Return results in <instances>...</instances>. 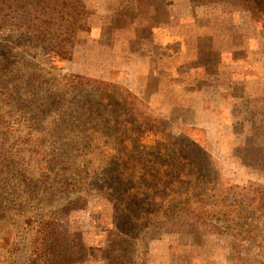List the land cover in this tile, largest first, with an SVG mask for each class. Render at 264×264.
<instances>
[{"label": "rangeland", "instance_id": "374dc122", "mask_svg": "<svg viewBox=\"0 0 264 264\" xmlns=\"http://www.w3.org/2000/svg\"><path fill=\"white\" fill-rule=\"evenodd\" d=\"M75 1L82 4L86 14L79 31L66 45L65 60L50 62L40 49H32L24 40H16L14 34L0 31V79L6 81L0 89V264H28L33 227L28 222L55 213L61 236L65 238V232H69L72 264H101V251L109 233L122 219L114 213L118 193L101 191L108 189L114 179L105 171L109 168L105 165L94 163L92 167L69 170L55 165L49 178L41 180L47 164L42 155L50 151L43 140L50 133L42 135L22 125L26 122H19L24 119L7 101L15 86L25 98H30L32 91L60 93L64 91V79L71 75L123 87L151 116L168 124L173 135L182 129L202 131L184 138L190 142L204 140L206 153L217 164L222 191L248 183L264 187V174L243 166L251 159L246 142L264 149V0ZM210 21L216 22L213 28L219 36L218 46L226 52H239L234 56L238 62L231 61L229 71L215 67L220 52L209 49L207 41L200 51L196 50L195 38L207 34ZM228 28L235 32L236 51L222 39V29ZM17 61L29 68L24 75L31 77L27 84L23 79L9 83L6 77ZM139 65L146 70L140 71ZM246 67L252 79L248 93L259 94L251 101L255 106L249 109L255 111L252 121L242 101L234 98L232 88L238 77L233 75L243 73ZM209 83L213 87L205 86ZM83 171L88 172L86 176ZM72 173L79 174L74 177L77 184H84L81 193L75 185L67 187L69 181L65 180ZM34 182H39L37 188ZM69 190L77 192L69 194ZM105 195L110 197L106 199ZM180 227L164 226V233L161 229L153 232L135 228L132 234L139 236L137 246L131 249L135 263L264 264V255L248 251L244 241L220 238L208 234V229L184 231ZM150 236L157 240L150 241ZM79 240L83 248L77 247ZM231 245L241 246L238 259L229 250Z\"/></svg>", "mask_w": 264, "mask_h": 264}, {"label": "trees", "instance_id": "16d2710c", "mask_svg": "<svg viewBox=\"0 0 264 264\" xmlns=\"http://www.w3.org/2000/svg\"><path fill=\"white\" fill-rule=\"evenodd\" d=\"M85 14L82 4L75 0H0V31L14 34L16 40H24L32 49H40L48 61L60 62L67 59L66 45L79 31ZM215 24L210 21L207 34L195 38L194 42L201 50V44L207 41L209 49L220 52V62L215 67L229 71L230 62H238L234 56L239 52H226L218 46ZM221 34L227 47L236 51L234 30L222 29ZM13 67L11 74L6 75L9 83L23 79L27 84L31 77L24 75L29 68L21 61ZM246 71L247 67L243 73L233 75L238 77L233 78L232 88L234 98L247 106L244 110L252 121L255 111L249 109L255 106L251 101L259 94L250 96L248 93L252 79ZM0 85V89L6 85L5 79H0ZM7 101L20 112L24 120L19 122H26L22 125L42 135L50 133V137L43 140L50 151L42 155L47 164L41 180L48 179L54 166L60 164L65 170L92 167L94 163L109 167L105 171L114 179L108 189L101 191L118 193L114 213L120 214L123 222L118 223L120 227L114 225L109 233L101 251V264H137L133 260L135 252L131 250L139 239L132 234L134 229L141 227L153 232L161 229L164 233V226L175 224L182 230L208 229V234L220 238L239 239L248 243V251L264 255V187L248 183L222 191L216 176L217 164L206 153L204 140L190 142L184 138L187 134H202V131L182 129L180 134L173 135L172 128L151 116L128 90L74 75L64 79V91L60 93L48 89L44 94L32 91L31 97L25 98L22 90L15 86ZM247 144L245 148L251 149V159L243 166L264 174V149ZM83 173L86 176L88 172ZM74 177L79 174H70L65 180L69 181L67 187L75 185L81 193L84 184H77ZM37 183L34 182L35 188ZM69 191V194L77 192ZM116 200L118 206H115ZM56 215L28 222L33 226L27 250L28 264L73 263L72 246L67 242L69 232H65V238L61 236L56 227ZM141 222L144 226H140ZM148 239L157 240L153 236ZM80 240L77 247L83 248ZM240 248L239 245L229 246L236 259ZM241 261L248 263L246 259ZM255 264L262 263L256 261Z\"/></svg>", "mask_w": 264, "mask_h": 264}, {"label": "crops", "instance_id": "0c3cea01", "mask_svg": "<svg viewBox=\"0 0 264 264\" xmlns=\"http://www.w3.org/2000/svg\"><path fill=\"white\" fill-rule=\"evenodd\" d=\"M192 17H194V15H192ZM195 19V18H194ZM198 37H201V35H197ZM177 39H179V37H177ZM186 43V42H185ZM196 50L197 51H200V49L198 48V47H196ZM152 55V54H151ZM150 57V56H149ZM150 59H152L151 57H150ZM145 68H147V67H145V66H141V65H139V70L140 71H142V70H146ZM204 71H205V68H204ZM163 80H165V79H163ZM163 80H160L161 82L163 81ZM165 82H168V83H170V82H172V81H169V79H166L165 80ZM159 84H161V83H159ZM214 85V84H213ZM203 86V85H202ZM205 86H208V87H213L212 86V84L211 83H209L208 85H205ZM215 86V85H214ZM216 87V86H215ZM182 88H184V90H185V88H186V86H183ZM194 91H196V90H193V91H191V92H194ZM185 92H186V90H185ZM196 93H198V92H195V93H188L189 95H194V94H196ZM157 95H158V93H157ZM231 96V95H230ZM229 96V98L231 99V100H233V98L232 97H230ZM231 124V129L233 130V125H232V123H230ZM229 124V125H230ZM231 135H234V133L233 134H231Z\"/></svg>", "mask_w": 264, "mask_h": 264}]
</instances>
